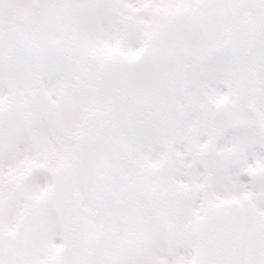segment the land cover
Masks as SVG:
<instances>
[{"label":"snow or ice","instance_id":"6c2138e0","mask_svg":"<svg viewBox=\"0 0 264 264\" xmlns=\"http://www.w3.org/2000/svg\"><path fill=\"white\" fill-rule=\"evenodd\" d=\"M0 264H264V0H0Z\"/></svg>","mask_w":264,"mask_h":264}]
</instances>
